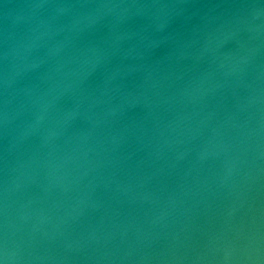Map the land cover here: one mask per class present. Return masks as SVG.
Returning a JSON list of instances; mask_svg holds the SVG:
<instances>
[{
    "label": "water",
    "instance_id": "1",
    "mask_svg": "<svg viewBox=\"0 0 264 264\" xmlns=\"http://www.w3.org/2000/svg\"><path fill=\"white\" fill-rule=\"evenodd\" d=\"M0 264H264V0H0Z\"/></svg>",
    "mask_w": 264,
    "mask_h": 264
}]
</instances>
